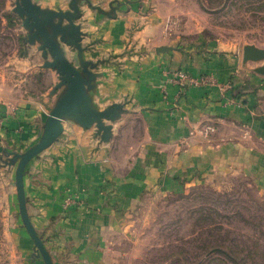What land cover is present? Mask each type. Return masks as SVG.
Here are the masks:
<instances>
[{
  "label": "crops",
  "instance_id": "crops-1",
  "mask_svg": "<svg viewBox=\"0 0 264 264\" xmlns=\"http://www.w3.org/2000/svg\"><path fill=\"white\" fill-rule=\"evenodd\" d=\"M34 1L68 10L71 0ZM89 1L80 3L77 23L85 58L100 62L91 95L99 110L121 103L125 112L112 123L109 142L96 128L65 120L59 140L26 167L28 213L54 264H113V237L144 196L222 170L249 173L264 184V152L255 148L264 146V76L238 56L177 47L159 15L144 13L146 0ZM119 3L116 17L95 8L111 11ZM164 46L173 49L158 53ZM67 50L74 61L76 50ZM179 72L208 80L184 85L175 77ZM50 73L55 86L59 75ZM49 88L45 101L19 105L0 94V201L15 224L23 264L45 262L20 216L17 167L7 162L11 152L23 153L40 140L62 92L51 95Z\"/></svg>",
  "mask_w": 264,
  "mask_h": 264
},
{
  "label": "rangeland",
  "instance_id": "rangeland-1",
  "mask_svg": "<svg viewBox=\"0 0 264 264\" xmlns=\"http://www.w3.org/2000/svg\"><path fill=\"white\" fill-rule=\"evenodd\" d=\"M15 3L0 0V94L14 105L45 101L52 69L42 67L39 45L26 42ZM144 13H157L179 48L239 59L246 46L264 49V0H146ZM249 64L252 70L264 61ZM262 145L255 148L264 152ZM9 215L0 201V264H23ZM111 255L113 264H264V184L222 170L144 196L113 237Z\"/></svg>",
  "mask_w": 264,
  "mask_h": 264
},
{
  "label": "water",
  "instance_id": "water-1",
  "mask_svg": "<svg viewBox=\"0 0 264 264\" xmlns=\"http://www.w3.org/2000/svg\"><path fill=\"white\" fill-rule=\"evenodd\" d=\"M89 0H71L69 9L43 8L34 0H16L14 12L23 21L28 30L26 42L31 45L38 44V49L44 58L43 68L55 70L60 81L54 86L51 95L62 90L59 98L51 110L40 140L23 153L11 152L9 165H17L16 186L20 206V216L23 224L33 240L37 255L44 259L45 264H54L42 237L34 227L28 213L27 198L25 194V171L27 165L38 155L59 140L64 132V121L71 120L84 129L96 128L97 136L103 142H109L113 136V122L119 120L125 112L124 105L114 103L104 110H99L91 92L96 88V80L100 74L94 70L100 62L85 58L86 47L82 41L84 32L77 23L82 17L80 3ZM121 4L111 6V11H104L95 7L110 17H116ZM67 47L76 50L74 61L68 57ZM173 49L164 46L157 48L158 53ZM264 61V49L256 46H246L243 51V62ZM264 76V64L252 69ZM110 122V123H107Z\"/></svg>",
  "mask_w": 264,
  "mask_h": 264
},
{
  "label": "built area",
  "instance_id": "built-area-1",
  "mask_svg": "<svg viewBox=\"0 0 264 264\" xmlns=\"http://www.w3.org/2000/svg\"><path fill=\"white\" fill-rule=\"evenodd\" d=\"M181 83L183 82L184 85H198L200 83L207 82L208 78L203 76L201 78H189L185 73L179 72L175 76ZM184 80V81H182ZM188 82V84H186ZM70 200H67V204H69Z\"/></svg>",
  "mask_w": 264,
  "mask_h": 264
}]
</instances>
